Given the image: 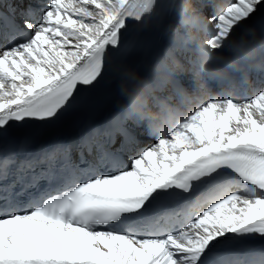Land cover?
Listing matches in <instances>:
<instances>
[{
    "label": "snow or ice",
    "instance_id": "1",
    "mask_svg": "<svg viewBox=\"0 0 264 264\" xmlns=\"http://www.w3.org/2000/svg\"><path fill=\"white\" fill-rule=\"evenodd\" d=\"M261 6L225 0L210 11V47ZM152 8L48 0L36 19L21 13L23 26L14 6L0 11V131L56 119ZM128 123L142 126L122 111L82 134L78 159L64 142L42 156L0 154V264H264V244L253 243L264 240V73L146 148ZM58 155L55 170H37Z\"/></svg>",
    "mask_w": 264,
    "mask_h": 264
},
{
    "label": "clouds",
    "instance_id": "2",
    "mask_svg": "<svg viewBox=\"0 0 264 264\" xmlns=\"http://www.w3.org/2000/svg\"><path fill=\"white\" fill-rule=\"evenodd\" d=\"M142 30L155 27L168 38L163 54L147 73L121 62L113 77L125 115L151 135L163 136L179 126L211 97L226 98L252 86L264 73V33L248 23L237 25L224 39L213 40L209 10L220 12L225 0H152ZM172 18H167L168 12Z\"/></svg>",
    "mask_w": 264,
    "mask_h": 264
},
{
    "label": "bare ground",
    "instance_id": "3",
    "mask_svg": "<svg viewBox=\"0 0 264 264\" xmlns=\"http://www.w3.org/2000/svg\"><path fill=\"white\" fill-rule=\"evenodd\" d=\"M46 1H47V0H43L42 4H46ZM210 11H211V10H209V12H210ZM262 11H264V6H261L260 9L258 10V12H257V13L253 16V18L250 19L247 23H248L249 25H251V24L254 22V20L257 19L258 15H259ZM167 18H168V19H171V18H172V13H171L170 11L167 13Z\"/></svg>",
    "mask_w": 264,
    "mask_h": 264
}]
</instances>
